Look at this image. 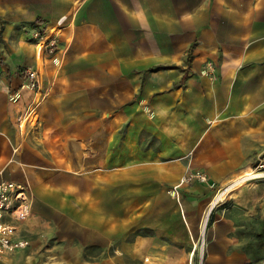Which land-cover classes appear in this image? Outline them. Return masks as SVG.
Listing matches in <instances>:
<instances>
[{
	"label": "crops",
	"instance_id": "crops-1",
	"mask_svg": "<svg viewBox=\"0 0 264 264\" xmlns=\"http://www.w3.org/2000/svg\"><path fill=\"white\" fill-rule=\"evenodd\" d=\"M262 163L264 0H0V264H264Z\"/></svg>",
	"mask_w": 264,
	"mask_h": 264
},
{
	"label": "built area",
	"instance_id": "built-area-1",
	"mask_svg": "<svg viewBox=\"0 0 264 264\" xmlns=\"http://www.w3.org/2000/svg\"><path fill=\"white\" fill-rule=\"evenodd\" d=\"M37 45L39 50L45 48L49 53L54 51V42L47 35L38 36ZM27 86L34 88L37 85V76L34 70L27 69ZM207 182L208 176L202 171H192L187 173L184 178V183L191 182ZM233 183L230 182L229 184ZM228 184V185H229ZM214 185V184H212ZM228 185L217 189L216 194L223 191ZM32 214V199L29 189L17 182L10 180L0 181V260L5 259L10 253L18 248L28 245L26 240H15L16 233L15 222H23L30 218ZM198 242L196 243V246ZM200 259L198 264H202L204 241L203 238L199 247Z\"/></svg>",
	"mask_w": 264,
	"mask_h": 264
},
{
	"label": "bare ground",
	"instance_id": "bare-ground-1",
	"mask_svg": "<svg viewBox=\"0 0 264 264\" xmlns=\"http://www.w3.org/2000/svg\"><path fill=\"white\" fill-rule=\"evenodd\" d=\"M255 176H258V174H255L254 171H252L250 169L238 173L236 175V178L233 181V183L229 184L223 191H221L218 194L214 195V197H213V199H212V201L210 203L211 208L213 206H215L217 203H219L221 200H223V198L225 197V195L230 190H232L236 185H238V183L244 181L245 179H248L250 177H255ZM204 225H205V221L203 222V225H202V231L204 229Z\"/></svg>",
	"mask_w": 264,
	"mask_h": 264
},
{
	"label": "rangeland",
	"instance_id": "rangeland-1",
	"mask_svg": "<svg viewBox=\"0 0 264 264\" xmlns=\"http://www.w3.org/2000/svg\"><path fill=\"white\" fill-rule=\"evenodd\" d=\"M255 173V172H254ZM255 174H258L259 176H264V163H262L261 165H260V170H258V172H256ZM259 176H256V177H250V178H248V179H245L244 181H242V182H240V183H238V185H236L232 190H230L226 195H225V197L223 198V200L229 195V194H231L235 189H237V188H239V187H241L242 185H244L248 180H251V179H253V178H257V177H259ZM228 185V184H227ZM226 186V185H225ZM225 186H223V187H225ZM222 187V188H223ZM217 189H220V188H217ZM217 189H216V191H217ZM222 201V200H221ZM220 201V202H221ZM218 204V203H217ZM216 204V205H217ZM205 222H206V220H205ZM202 238H203V241H204V250H205V232H204V230L203 231H200V235H199V238H198V245L196 246V248H197V252L199 253L200 251H199V247H200V243H201V240H202ZM203 255H204V251H203ZM202 263H203V258H202Z\"/></svg>",
	"mask_w": 264,
	"mask_h": 264
}]
</instances>
